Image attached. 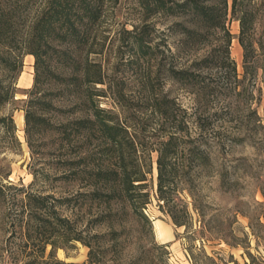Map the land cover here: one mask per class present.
<instances>
[{"label": "rangeland", "instance_id": "1", "mask_svg": "<svg viewBox=\"0 0 264 264\" xmlns=\"http://www.w3.org/2000/svg\"><path fill=\"white\" fill-rule=\"evenodd\" d=\"M1 1L18 2L22 31L41 5ZM148 1L103 0L87 43L52 41L39 84L49 106L34 107L46 124L32 135L25 114L34 97L35 57L0 42V88L9 92L0 103V264H264V0H242L253 21L245 35L247 61L239 11L233 13L229 0L237 76L208 59L222 53L223 32L207 34L188 10L152 14ZM197 28L200 40L187 38L185 30ZM176 69L194 76L179 80ZM85 70L91 77L102 73L103 83L86 82ZM100 119L128 131L121 152L130 168L147 173L143 190L150 202L143 212L152 230L128 201L93 195L112 190L96 183V173L120 168V151ZM170 135L178 137L173 192L182 226L160 208L156 194V149ZM195 147L197 155L190 152ZM27 193L48 195L59 216L92 238L98 261L81 241L61 239L59 247L48 243L41 250L43 243L29 238Z\"/></svg>", "mask_w": 264, "mask_h": 264}, {"label": "trees", "instance_id": "2", "mask_svg": "<svg viewBox=\"0 0 264 264\" xmlns=\"http://www.w3.org/2000/svg\"><path fill=\"white\" fill-rule=\"evenodd\" d=\"M242 0H232V10L240 21L241 31L239 40L245 49V61L248 60L250 52V42L245 40L246 33L252 26V15L249 11L241 9ZM147 10L152 14L164 12L168 14H177L182 10L190 11L197 22L199 28L208 34L211 31L220 30L223 32L224 43L222 53L219 55H211L208 59H215L222 67H230V71L237 76V67L231 59L230 45L231 33L227 28V15L229 9V0H184L183 2H171L170 0H149L147 2ZM103 0H41V5L35 17L29 23L28 27L22 31L16 28L17 14L20 11L18 2H14L12 6L0 3V42L8 43L12 47L16 44L20 45L21 50L26 54L35 57V81L34 88L31 93L34 97L29 101V108L26 110V129L29 135L37 127L46 124V119L43 115L38 114L34 107L39 104L44 110L49 106V103L43 101V94H40L39 84L42 75L45 71L47 57L51 54L50 49H53L52 41L59 43H68L77 47L85 44L89 40V31L102 18L104 12ZM179 8V9H178ZM241 10V11H240ZM241 12V13H240ZM20 15V14H19ZM186 29L187 38L200 40L197 36L201 35V30ZM140 47L144 48L147 44L143 38L138 41ZM55 48V47H54ZM69 57V51L65 52ZM206 59V60H208ZM174 76L179 80H183L187 76H194L187 69H176L173 71ZM84 77L86 82L96 84L103 83L102 73L98 77H91L90 73L85 70ZM9 92L0 88V103L9 99ZM98 118V117H97ZM102 131L111 140L114 147L120 151V168L113 171L96 173V183L103 186L112 187V190L103 193L95 190L93 195L106 196V201L110 199L120 198L129 202L132 212L139 221L152 230V222L149 217L143 212L146 205L150 202L149 191H144L147 173L138 169H134V165L130 168L126 163L123 146V133H128L127 129L118 123H110L106 119H100ZM176 135H170L160 141V146L157 158V199L160 208L168 213L173 221L182 226V216L178 212V200L175 198L174 186L178 173H180V165L173 162L174 152L178 145ZM130 146L135 151L137 145L134 139H130ZM190 152L197 155L198 147L190 149ZM186 165V162H181ZM136 166V165H135ZM135 170V171H134ZM142 189V190H141ZM1 190V187H0ZM25 206L29 210V238L36 239L37 242H42L44 251L45 245L48 243L53 248L59 247L58 240L64 242L81 241L90 247V258L92 262H97V253H95L92 238L84 236L82 231H77L66 217L58 215L54 209V204H50L48 195H39L36 193H27ZM185 212L188 211L185 209ZM32 222V223H31ZM35 240V241H36ZM42 251V252H43ZM42 264H70L65 262L44 261Z\"/></svg>", "mask_w": 264, "mask_h": 264}]
</instances>
